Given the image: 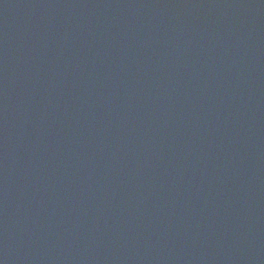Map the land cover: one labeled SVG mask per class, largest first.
Wrapping results in <instances>:
<instances>
[{
	"label": "water",
	"instance_id": "water-1",
	"mask_svg": "<svg viewBox=\"0 0 264 264\" xmlns=\"http://www.w3.org/2000/svg\"><path fill=\"white\" fill-rule=\"evenodd\" d=\"M0 264H264V0H0Z\"/></svg>",
	"mask_w": 264,
	"mask_h": 264
}]
</instances>
